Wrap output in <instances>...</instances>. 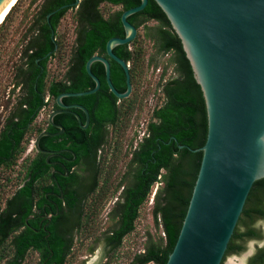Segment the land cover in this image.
<instances>
[{
	"label": "trees",
	"instance_id": "obj_1",
	"mask_svg": "<svg viewBox=\"0 0 264 264\" xmlns=\"http://www.w3.org/2000/svg\"><path fill=\"white\" fill-rule=\"evenodd\" d=\"M25 1L18 0L0 25V65L7 67L0 77L8 76L3 88L0 81V101L5 100L2 105L6 110L5 119L0 113V264H26L31 253L37 256L36 264H69L77 241L83 243L95 234L102 210L116 198L109 212L110 226L94 238L104 244L106 257L135 230L155 185L159 186L152 214L163 234H149L130 264H166L189 207L203 158L201 147L208 135L206 100L181 38L156 0H149L143 10L129 16L138 35L116 46L114 52L130 64L132 94L117 97L107 82L104 63L95 61L92 71L101 80L99 90L63 98L66 104H82L88 109L89 126L83 128L72 113H59L54 121L65 131L40 140L42 149H71L64 152V157L54 158L64 166L52 165L46 153L36 148L28 152L32 139L41 132L60 131L49 117L39 122L40 113L48 107L51 112L58 109L61 93L95 87L86 69L95 54L109 58L113 84L119 91H126V73L108 56L106 46L112 37L126 35L122 14L142 0H27L21 39L5 60L2 52L10 31L6 26ZM69 12L75 22L71 44L61 28ZM149 42L154 52L147 58ZM53 59L65 67L61 75L51 76ZM147 59L149 67L162 70L155 88L161 93V101L152 110L145 135L136 141L131 138L124 150L133 113L148 93L143 85ZM169 68L172 72L167 75ZM23 71L28 72L24 90L12 103V96L6 98L5 93L10 88L13 94ZM73 110L85 124L86 113L76 107ZM74 154L77 157L71 160ZM121 161L124 170L116 171ZM53 167L61 168V173L54 175ZM57 183L65 197H54L59 212L53 222L43 220L46 194L50 189L59 192ZM85 184L88 188L83 187L82 193L79 190ZM53 212H57L55 206ZM250 240L264 242V177L250 190L221 264L228 255L245 251ZM246 264H264V243L257 245Z\"/></svg>",
	"mask_w": 264,
	"mask_h": 264
},
{
	"label": "water",
	"instance_id": "obj_2",
	"mask_svg": "<svg viewBox=\"0 0 264 264\" xmlns=\"http://www.w3.org/2000/svg\"><path fill=\"white\" fill-rule=\"evenodd\" d=\"M14 1L0 0V21ZM156 1L182 40L208 112L201 167L178 240L166 264H221L250 190L256 180L264 177V0ZM148 2L142 0L123 12L126 35L112 37L106 46L108 56L126 73V91H119L113 84L109 58L93 55L86 69L96 85L57 97L59 108L49 115V121L60 128L54 135L65 131L63 125L54 121L59 113H72L83 128L89 126L88 109L82 104L68 105L63 98L99 90L101 80L92 71L95 61L104 63L107 82L117 97L132 94L130 64L114 48L137 37L138 28L128 18L143 10ZM74 107L86 113L85 124ZM45 135L52 133L43 131L36 137L37 150H42L40 140Z\"/></svg>",
	"mask_w": 264,
	"mask_h": 264
},
{
	"label": "rangeland",
	"instance_id": "obj_3",
	"mask_svg": "<svg viewBox=\"0 0 264 264\" xmlns=\"http://www.w3.org/2000/svg\"><path fill=\"white\" fill-rule=\"evenodd\" d=\"M27 7V0L17 8V10L14 12L13 17L11 18V22H8L6 28H9L8 33V40L7 44L5 46V50L2 52L3 58L6 60L10 56V52L12 51L13 47L20 41L21 39V33L23 32L24 23H22V20H24V10ZM35 8V5L31 8L32 10ZM106 9L109 8V6L105 7ZM114 7L112 6L111 9ZM71 12L67 14L64 21L62 22L61 28L65 31V33L68 36V40L70 44L72 43L74 39V28H75V22L72 19ZM152 24V22L150 23ZM19 26V27H18ZM154 52L152 48V43L149 42L148 46V56ZM147 62L145 64L144 68V77H143V85L144 88L147 90V94L143 98V101L141 102V105L135 110L133 113L132 119L130 121V125L126 131L125 137H124V150L126 149V143L129 142L131 138H135L134 140H139L142 138L143 134L146 131V127L148 124V121L151 117L152 110L154 107L161 101V93L156 92V84L158 83V80L161 76L162 70L158 71V69H154L153 67H149L147 65ZM50 74L52 75H61L63 71L65 70V67L63 64L60 63L58 59H53L50 62ZM7 70L6 66L0 65V72H5ZM172 68L168 69V74H171ZM8 80V76L1 75L0 81H2V88L6 81ZM5 101L2 99L0 101V113L6 114L5 108L2 106ZM51 108L48 107L45 110H43L39 117V122H44L45 119H47L50 115ZM35 140V139H32ZM32 142V141H31ZM124 163L122 161L117 165L116 171L120 170L122 172L124 170ZM17 173V171L13 172ZM115 175V174H114ZM16 182L12 185V189H7L6 193H4V196L6 197L11 190L15 187ZM159 185H155L153 188L152 196L149 201H147L142 209L140 217L136 221V228L135 230L127 235L122 245L113 251H110L109 254L104 257L107 252L104 247L103 243H98L94 240L95 236H97L99 233L104 231L108 228L111 224V219L109 217V212L111 208L114 205V202L116 198H113L112 200H109L107 204L105 205L104 209L102 210V213L98 219L97 226H96V232L92 237H89L88 239L84 240L83 243H80L77 241L76 246L74 248L73 254L69 258V264H130L133 256L141 251L144 247L145 241L149 234L157 236L158 234H163L161 228H158L156 226L153 214H152V207H153V201L152 197L155 193V191L158 189ZM263 241H256V240H250L246 243V249L245 251L239 253V254H231L228 255L225 259L224 264H246L248 258L255 252L257 245H263ZM94 248L93 253H91V249ZM37 263V256L33 253L30 254L27 263L26 264H36ZM154 264V263H152Z\"/></svg>",
	"mask_w": 264,
	"mask_h": 264
},
{
	"label": "flooded vegetation",
	"instance_id": "obj_4",
	"mask_svg": "<svg viewBox=\"0 0 264 264\" xmlns=\"http://www.w3.org/2000/svg\"><path fill=\"white\" fill-rule=\"evenodd\" d=\"M57 39V38H56ZM56 48H58V46H56ZM27 66V65H26ZM28 77V72L25 73L24 71L21 72V74L18 76L17 78V81L20 82V85H18V87L16 88V90L13 92V94L11 95V91H10V88L9 90L5 93L6 95V98H9L12 96L13 98V101L12 103L15 101V99L21 95L22 93V90H24V86H25V81ZM8 81V80H7ZM6 81V82H7ZM69 105V104H68ZM3 106V105H2ZM2 119H5V115L2 116ZM51 123V122H50ZM52 124V123H51ZM53 125V124H52ZM55 126V125H54ZM57 127V126H56ZM58 128V127H57ZM51 133V132H50ZM56 133V132H55ZM54 134V133H52ZM145 135V133L143 134V136ZM142 136V137H143ZM141 139V138H140ZM35 148V147H34ZM37 150V149H36ZM37 151H40V150H37ZM71 152V149L69 148H65V149H58V150H54V149H42L41 152L43 153H46L47 154V161L52 164V165H55V164H59L61 167L64 166L63 163L61 161H57L56 159H54L55 157H60V156H63L64 157V152ZM76 154H74V157L71 159V160H75L77 156H75ZM61 162V163H60ZM81 169V168H80ZM81 171V170H80ZM52 173L54 175L56 174H60L61 173V168L59 167H53L52 169ZM69 175V172L66 171L65 172V176H68ZM89 184V183H88ZM88 184H85V185H82V188L79 190L80 192H84L83 190V187L84 189H87L88 188ZM60 191L59 192H56L52 189H50L47 194H46V197L48 198V200L46 201V203L44 204V210L46 211L45 214L43 215V220L47 219L48 221H51L53 222V217L58 215V212H59V206L57 204V199H55L54 197L56 198H59V199H64L65 197V194H64V191H63V188L62 186H60V183H57ZM90 185V184H89ZM14 193V191H12V194ZM155 194V193H154ZM154 201V200H153ZM53 206L56 207L57 209V212L54 213L53 212ZM48 224V223H47ZM51 224V223H50Z\"/></svg>",
	"mask_w": 264,
	"mask_h": 264
},
{
	"label": "bare ground",
	"instance_id": "obj_5",
	"mask_svg": "<svg viewBox=\"0 0 264 264\" xmlns=\"http://www.w3.org/2000/svg\"><path fill=\"white\" fill-rule=\"evenodd\" d=\"M16 2H17V0H15L14 3L11 5V7L7 10V12L5 13V15L3 16V18L0 21V25L2 24V22L6 18L7 14L10 12L11 8H13V6L16 4Z\"/></svg>",
	"mask_w": 264,
	"mask_h": 264
},
{
	"label": "built area",
	"instance_id": "obj_6",
	"mask_svg": "<svg viewBox=\"0 0 264 264\" xmlns=\"http://www.w3.org/2000/svg\"><path fill=\"white\" fill-rule=\"evenodd\" d=\"M34 141L35 140H32V142L30 143L29 148H28V152H30L31 150H33V148H34ZM153 199H154V195L152 197V201H153Z\"/></svg>",
	"mask_w": 264,
	"mask_h": 264
}]
</instances>
